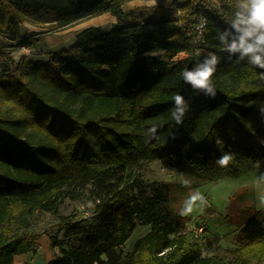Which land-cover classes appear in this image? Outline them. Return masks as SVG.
Returning <instances> with one entry per match:
<instances>
[{
	"label": "trees",
	"instance_id": "16d2710c",
	"mask_svg": "<svg viewBox=\"0 0 264 264\" xmlns=\"http://www.w3.org/2000/svg\"><path fill=\"white\" fill-rule=\"evenodd\" d=\"M129 1L0 0V264L32 252L43 234L60 248L47 264H264V212L241 225L236 247L208 244L203 255L199 239L171 211L168 185L140 177L154 161L190 177L264 164V81L258 79L264 69L229 59L217 37L237 0H217L214 7L208 0H174L177 16L149 20L138 9L123 10ZM103 14L116 23L83 30L47 62L12 57L36 47L44 34L25 24L50 33ZM199 18L203 37L195 44ZM209 52L221 57L214 98L181 75ZM179 54L186 58L175 62ZM177 94L190 102L180 125L171 117ZM152 127L157 138L148 133ZM225 153L234 158L220 166ZM83 193L95 203L91 213L58 216L63 199ZM36 212L58 218L63 240L29 229ZM137 227L149 230L123 254ZM78 236L85 247L69 241Z\"/></svg>",
	"mask_w": 264,
	"mask_h": 264
},
{
	"label": "rangeland",
	"instance_id": "374dc122",
	"mask_svg": "<svg viewBox=\"0 0 264 264\" xmlns=\"http://www.w3.org/2000/svg\"><path fill=\"white\" fill-rule=\"evenodd\" d=\"M52 5H67L69 0H38ZM149 7L137 8L138 15L143 14L152 18H159L163 14L177 16L179 12L173 2L169 0H144ZM186 0H178L179 3ZM199 1V0H197ZM209 6L214 7L217 0H208ZM153 4V5H152ZM162 5V8L153 7ZM152 5V6H151ZM167 7V8H166ZM142 10V13H139ZM161 10V12H158ZM27 25V27H26ZM99 25L103 30H108L111 26L107 18L96 17L87 19L70 27L55 32H46L42 26H33L25 24V29L33 32L43 33L41 48L48 47L49 44L62 42L68 44L72 35L77 30L87 26ZM44 30V31H41ZM44 39V40H43ZM64 46V45H63ZM61 46V47H63ZM37 47H40L38 44ZM59 46L57 47V49ZM32 51V48H30ZM49 50V49H46ZM55 50V49H54ZM26 53L23 49L12 54L15 61H18L24 55L34 58L41 55L42 51H32ZM201 52V51H198ZM186 54H179L175 62L182 61ZM264 174V164L253 166L251 163L239 165L237 171L233 174L218 173L214 175H200L190 177L181 173L169 172L164 169L159 162H151L141 172L140 177L143 183L161 182L169 187V207L171 211L183 218L185 230L190 231L193 228L202 227V233L198 238L201 244L203 255L208 253L207 245H220L223 248L236 247V236L241 225L246 219L256 211L264 212V183L259 182L258 177ZM197 192L203 194L206 203L199 205L197 202L193 211L186 215H181V209L185 201ZM94 201L90 199L88 193H83L78 199L65 198L61 201L58 208V216L64 217H83L92 212ZM57 217L48 213H34L29 218V229L36 233L48 232L56 240H63V232L55 227ZM149 230L148 227H137L129 239L122 246L123 254L130 251L134 242L143 236ZM84 237H73L69 241L76 247H85ZM60 254V248L53 246L47 235H41L37 240L35 247L29 254L17 256L14 264H47L55 256Z\"/></svg>",
	"mask_w": 264,
	"mask_h": 264
},
{
	"label": "clouds",
	"instance_id": "9594fccd",
	"mask_svg": "<svg viewBox=\"0 0 264 264\" xmlns=\"http://www.w3.org/2000/svg\"><path fill=\"white\" fill-rule=\"evenodd\" d=\"M229 26L223 30H218L217 37L222 50L232 56L237 57V63L247 60L248 64L264 69V0H237L236 10L233 18L228 22ZM221 57L215 52H209L204 59L195 64L191 69L185 68L181 75L186 84L191 85L194 90L203 92L206 96L214 98L216 96L213 76L217 71V66ZM258 79L264 81V71L258 73ZM174 107L171 117L177 125L183 123L186 113L190 110V102L183 95L174 96ZM264 112V108L261 109ZM152 138H157V128L148 130ZM218 146H222V141L217 139ZM234 157L232 154H223L216 163L226 166ZM259 182L264 183V174L258 177ZM206 203L203 194L197 192L191 195L181 209V215L189 214L193 211L194 205Z\"/></svg>",
	"mask_w": 264,
	"mask_h": 264
},
{
	"label": "crops",
	"instance_id": "0c3cea01",
	"mask_svg": "<svg viewBox=\"0 0 264 264\" xmlns=\"http://www.w3.org/2000/svg\"><path fill=\"white\" fill-rule=\"evenodd\" d=\"M170 2H172V0H169ZM143 2H145L144 0H131V1H129V2H126L123 6H122V9L123 10H131V9H137V8H142V7H149L148 5L149 4H145V3H143ZM153 5V4H152ZM151 5V6H152ZM167 8V7H166ZM158 12H161V10H158ZM141 13H142V11H141ZM99 18L100 17H103V18H107V20L109 21V23L112 25V24H114V23H116V20H115V18L114 17H112V16H110L109 14H103V15H100V16H98ZM94 18H96V17H94ZM149 19H154V18H152V17H148V16H146V20H149ZM26 27H27V25H26ZM90 27H99V25H92V26H87V27H85V28H82V29H79V30H77V32H75L73 35H72V38H71V40L69 41V43L68 44H61L62 42H55V43H51V44H47L48 45V47H46L45 48V51H44V47L43 48H41L42 46H41V43L42 42H40V41H42V36L44 35V34H42L40 37H39V41H38V43H37V45H36V47H34V48H32V51H34V53H35V51H42V49H43V53L40 55H38V56H34V58H30V57H26L25 55L23 56V57H26L27 59H30V60H36V61H41V62H47V60H48V54L49 53H52V52H58V51H60V50H63V49H66V48H68L69 46H70V44H72L73 42H74V40H75V38H76V36L79 34V33H81L83 30H85V29H87V28H90ZM28 30V29H27ZM29 31H31V30H29ZM41 31H44V30H41ZM46 31V30H45ZM31 32H33V31H31ZM38 33V32H37ZM44 33V32H43ZM44 40V39H43ZM38 44L40 45V47H37L38 46ZM64 45V46H63ZM59 46V48L57 49V47ZM61 46H63V47H61ZM46 49H49V50H46ZM55 49V50H54ZM31 51V52H32Z\"/></svg>",
	"mask_w": 264,
	"mask_h": 264
},
{
	"label": "built area",
	"instance_id": "2783aa9c",
	"mask_svg": "<svg viewBox=\"0 0 264 264\" xmlns=\"http://www.w3.org/2000/svg\"><path fill=\"white\" fill-rule=\"evenodd\" d=\"M204 18H199L195 27H194V43L195 44H200L202 42V37H203V26H204ZM26 53H29L31 51L30 48H22ZM193 238L198 239L202 233V227L198 228H193L190 230Z\"/></svg>",
	"mask_w": 264,
	"mask_h": 264
}]
</instances>
